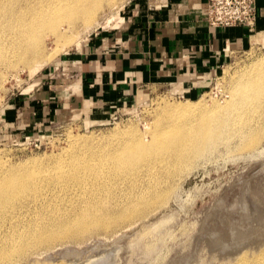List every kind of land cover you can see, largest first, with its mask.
Segmentation results:
<instances>
[{"label": "bare ground", "instance_id": "6f19581e", "mask_svg": "<svg viewBox=\"0 0 264 264\" xmlns=\"http://www.w3.org/2000/svg\"><path fill=\"white\" fill-rule=\"evenodd\" d=\"M122 2L0 0V83L19 66L26 67L32 75L72 45L83 31L94 27L101 10L113 11ZM45 37L54 40L49 51L43 42ZM229 94L223 105L212 103L207 108V104L200 103L166 105L165 114L150 124L145 134H127L97 153L86 140L71 135L65 156L57 155L56 166L51 169L10 168L0 163V264H34L27 263V258L56 244L79 242L88 234L126 228L150 210L158 209V202L168 194L161 186L172 174L220 150L228 151L232 143L249 141L245 148L256 152L260 142L251 137L264 125V57L233 80ZM261 239L248 248L263 247L264 234ZM219 240L218 237L216 241ZM223 255L229 260L225 264H239L246 253L236 247L231 254ZM249 264H264V247Z\"/></svg>", "mask_w": 264, "mask_h": 264}, {"label": "rangeland", "instance_id": "374dc122", "mask_svg": "<svg viewBox=\"0 0 264 264\" xmlns=\"http://www.w3.org/2000/svg\"><path fill=\"white\" fill-rule=\"evenodd\" d=\"M129 1L131 0H123L120 4L122 6L119 5L118 9L113 11L107 8L101 10L97 14V25L86 32L83 31L84 35L83 32L78 35L72 45L40 67L36 74L31 75L26 67L19 66L15 71H9L7 76L5 75L3 82L0 83V113L5 110L8 103L23 100L26 104L30 102L33 104L34 111L37 110L38 115L40 114L38 117L40 121L35 128L26 127L18 133L0 128V163H6L10 168L26 166L25 169H51L56 166L54 159L57 155L65 156L63 152L69 146L71 135L86 140L88 147L97 153L110 144L113 146L116 140L124 138L127 134L132 135L133 132L145 134L148 126L157 122L160 115L165 114L163 107L166 105L200 103L207 104L205 108L212 103L223 105L229 100V88L233 80L247 71L251 65L259 64L264 57V30H261L253 33L247 45L231 57L210 87L197 98L189 99L176 89L146 87L131 103L116 111L108 120L98 123L90 118H84L76 111L61 108L60 103L55 110L56 101H63L60 100L63 89L71 83L70 81L76 80L78 74L65 72L61 76L54 73L52 67L64 61V58L81 47L94 34L103 29H111ZM51 39L52 37H45L43 41L48 51L54 46L51 42L54 40ZM49 95L54 98L52 101L55 104L48 103ZM34 96L37 98L30 100ZM53 105L55 107L51 108ZM208 111L210 113L214 110ZM44 114L45 116H42ZM24 120H28V117L26 116ZM254 132L251 138L257 143L260 142L256 152H250L245 148L249 141L232 143L233 147L228 151L220 150L208 159L198 161L191 167H183L172 174L161 186L168 194L165 200L158 202L156 206L158 209L155 212L150 210L148 214H144L145 216L120 231H101L88 234L79 242L56 244L50 250H43L27 258V263L177 264L176 261L182 258L180 260L182 264L190 262L225 264L229 260L223 258V253L231 254L237 247L239 251L244 250L246 253L239 264H249L264 247L248 248V245L251 247L257 240L258 242L262 240L264 234V125ZM250 190L256 193L252 194ZM255 195L260 196L259 200ZM48 200L52 201L54 197H49ZM225 218L226 220H223ZM220 235L224 237L228 235V241ZM218 237L220 240L216 241ZM225 241L227 242L224 243ZM217 243L220 248L217 247ZM204 244L208 247L205 248ZM191 250L193 252H190ZM110 259H113L109 261L111 263L105 261ZM90 261L92 263H86Z\"/></svg>", "mask_w": 264, "mask_h": 264}, {"label": "crops", "instance_id": "0c3cea01", "mask_svg": "<svg viewBox=\"0 0 264 264\" xmlns=\"http://www.w3.org/2000/svg\"><path fill=\"white\" fill-rule=\"evenodd\" d=\"M204 5L205 0L129 1L111 29L94 34L61 62L66 72H75L78 78L63 89V101L56 105L98 123L146 87L176 89L189 99L203 94L253 33L264 30V0H256L252 30L210 28ZM52 100L49 95L48 103L55 104ZM13 104L0 113V128L18 133L39 124L40 114L31 102Z\"/></svg>", "mask_w": 264, "mask_h": 264}, {"label": "built area", "instance_id": "2783aa9c", "mask_svg": "<svg viewBox=\"0 0 264 264\" xmlns=\"http://www.w3.org/2000/svg\"><path fill=\"white\" fill-rule=\"evenodd\" d=\"M203 16L212 29L241 26L252 30L256 17V0H205ZM52 71L61 76L66 72L61 62L55 64Z\"/></svg>", "mask_w": 264, "mask_h": 264}]
</instances>
